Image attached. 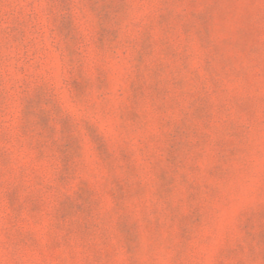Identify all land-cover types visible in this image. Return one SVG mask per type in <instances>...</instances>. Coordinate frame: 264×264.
<instances>
[{
  "label": "rangeland",
  "instance_id": "1",
  "mask_svg": "<svg viewBox=\"0 0 264 264\" xmlns=\"http://www.w3.org/2000/svg\"><path fill=\"white\" fill-rule=\"evenodd\" d=\"M0 264H264V0H0Z\"/></svg>",
  "mask_w": 264,
  "mask_h": 264
}]
</instances>
